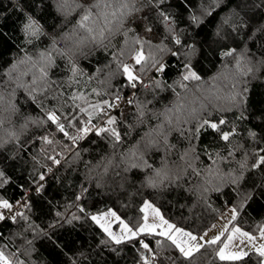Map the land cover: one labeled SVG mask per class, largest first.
<instances>
[{
	"label": "trees",
	"instance_id": "obj_1",
	"mask_svg": "<svg viewBox=\"0 0 264 264\" xmlns=\"http://www.w3.org/2000/svg\"><path fill=\"white\" fill-rule=\"evenodd\" d=\"M60 2L0 0V171L8 179L0 199L15 205L28 193L23 216L0 222V250L11 264H145L142 240L156 264H264L256 250L238 261L221 260V240L203 243L190 258L155 233L116 244L92 219L110 208L137 228L151 200L176 227L197 235L230 206L236 208L233 225L253 234L264 228V165L253 167L264 156V0H135L136 10L104 47H77L80 9L61 11ZM29 18L40 26L38 37L25 31ZM137 37L150 42L145 55L151 52L165 70L158 75L136 65L144 81L133 89L113 56L130 61L119 53ZM231 49L232 56L223 55ZM41 53L53 61L44 91ZM185 65L200 80H183ZM132 91L134 103L111 115L119 143L93 131L73 144L47 120L56 111L75 135L63 116L73 110V94L102 103ZM76 115L79 127L86 116L78 109ZM106 117L96 115L92 124L104 126ZM204 120L219 130L201 127ZM57 155L59 164L49 159Z\"/></svg>",
	"mask_w": 264,
	"mask_h": 264
},
{
	"label": "snow or ice",
	"instance_id": "obj_2",
	"mask_svg": "<svg viewBox=\"0 0 264 264\" xmlns=\"http://www.w3.org/2000/svg\"><path fill=\"white\" fill-rule=\"evenodd\" d=\"M134 2L135 0H92L89 4H82L79 3V0H61L60 2V9L61 11H64L65 9L68 12L75 11L76 9H80V16L76 24V28L79 30V33H83L81 35L80 39L76 42L77 47L81 45H88L92 44L97 47H104L105 41H108L110 37L114 36L117 32L120 31L125 18L130 15V13L136 9H134ZM115 5V6H114ZM206 14L211 15V10H205ZM164 19L167 21L169 17L165 16ZM192 21L195 24L201 23V20L199 17L193 16ZM171 30V29H170ZM25 31L29 36L38 37L40 35V26L39 24L29 18L28 23L25 25ZM147 31H151V29H147ZM145 43H148L150 45V42L144 41L140 39L139 37L134 38L133 40L126 41V44L128 46L127 53L124 49H122L119 53V56H124L125 54L129 55L131 59L134 60V64H127L122 63L120 60L117 59V57L114 55L113 59L117 62L118 68L122 71V74H124L128 81V86L135 89L137 87V83L143 84V81L141 80V77L137 74L135 70L136 65H140V71L143 72L147 68H155L157 72H163L165 70V65L161 63L160 60L156 59L155 56L149 52V54L146 56L144 51V45ZM176 44H180V40L177 38L175 40ZM235 52V49H231L223 55L225 56H232ZM173 55H176V53H173ZM53 61L51 54H40V67L38 68L39 72V80L43 82V86L40 89L41 91H44L47 89L50 81L47 80L48 76V68L51 67ZM35 66V65H34ZM187 68V73L183 75V80H200V77L196 75L195 72L191 70V67L189 65H185ZM248 71H251V69H248ZM73 76L77 73V68L73 64L72 68ZM36 79L33 80V83H36ZM157 87H159V81L155 82ZM182 87H185V85H181ZM93 92H96L95 89H93ZM97 95H100L101 93L96 92ZM120 96L117 95L114 97L112 101L104 100L102 103H91L88 102L84 96L83 93H80L79 95L73 94L72 95V101H73V110L67 114H63L64 120L67 121V127L69 128H75L76 134L70 135L69 132L66 129L65 123L61 122V116L57 115L56 111H49L47 113V120L54 123L57 127V129L63 133L65 137H67L69 140L75 144L77 140L84 139L90 132H95L96 135L101 136L104 134H107L110 136L114 143H119L121 141V135L119 131L112 127L116 123V118L108 116V112L106 109H111L116 106V102L120 100ZM77 100H80L87 104L86 107H82L81 104L75 103ZM129 104L133 103L132 100L128 101ZM106 106V107H105ZM79 110V113L84 114L86 116V119L84 122L79 126L76 127L77 122H79L80 117L76 115V110ZM104 115L108 116V118L104 121V126L97 127L96 125L92 124V119L96 115ZM143 113H141L142 115ZM220 124L225 123L223 119L219 121ZM207 124L213 129L219 130L218 124L210 123L207 120H204L201 127ZM14 135V134H13ZM254 135V134H253ZM230 133H223L222 138L227 141L229 140ZM43 140L48 143L52 144L53 141L48 139V137H43ZM154 145V142H152ZM264 151V150H262ZM133 159L137 158V155L135 152L130 154ZM142 160V156L138 157ZM55 164H59L60 161L56 159L55 156L49 157ZM261 165H264V156L258 157V162L253 164V167H260ZM132 167H137L138 165L133 163L131 165ZM150 167V165H149ZM241 167L243 168L244 165L242 164ZM50 171V169H49ZM157 175L159 176L160 173L157 172ZM44 175L40 174L39 180H44ZM166 178V177H165ZM235 182V181H233ZM8 183V179L5 177V174L0 171V187H3L5 184ZM162 183V181H161ZM149 184L152 187H157V183L155 181L149 180ZM43 188V185H39L37 187L36 191L40 192ZM26 194V193H25ZM19 203V201H17ZM25 206H28L25 204ZM3 209L8 210L9 212L13 209V204L5 199H0V221L4 220L6 217L4 215ZM151 209L152 212L159 217V224H149L147 223V215L144 217V223L138 226L135 230L133 228L129 227L128 224H126L124 221H120V234L114 233L111 231L110 226H107L104 223H101V220H103L104 216H92V219L100 225V227L108 234L110 239L115 242L116 244H121L125 241H130L133 238L139 237L143 233L147 234H157L159 236L165 237L168 241H171L173 245L179 250V252L186 258H190L194 251H199L201 247H203L202 244L195 243L198 240L197 236H194L191 232H186L183 229L177 228L174 224H170L167 220L163 218L162 215H160L159 209L154 208V206L149 203L145 202L144 208L142 210ZM83 211V209H81ZM233 213V219H235L236 214V208L231 209ZM106 215H112L115 216V213H108ZM16 216H23L22 212L14 213L10 219L15 221ZM119 219V217H117ZM157 228L161 229L158 233L156 232ZM227 230V229H225ZM236 233H240L241 236L248 237L249 241H254L255 237L250 236L246 232H241L239 228L233 229L232 235H229L227 238V243L223 244V247L217 252V255L221 260H230V261H238L243 259L244 256L247 255L246 252L243 250L241 251H230L229 246L233 241V236ZM221 235L216 236L214 239L207 241L209 244H216L218 241H220ZM261 236L264 237V229L261 230ZM200 240H203V237H199ZM156 243L158 245L162 244V241L157 240ZM243 244V240L240 242ZM141 246L146 249L148 252H152V249L149 247L147 243H144L142 240L140 241ZM257 252L261 257H264V245H261L260 248L257 249ZM155 258V257H154ZM145 264H148V257H144ZM0 264H11V261L4 255L2 251H0ZM19 264H22V262H19Z\"/></svg>",
	"mask_w": 264,
	"mask_h": 264
},
{
	"label": "rangeland",
	"instance_id": "obj_3",
	"mask_svg": "<svg viewBox=\"0 0 264 264\" xmlns=\"http://www.w3.org/2000/svg\"><path fill=\"white\" fill-rule=\"evenodd\" d=\"M130 61L132 62V64H134V60L133 59H131ZM127 64H129V61L127 62ZM145 202H149V203H151L154 206V208L159 209L157 206H155L153 204V202L151 200H146ZM143 208H144V205H143ZM232 208H234V207L230 206V207L226 208L222 212L221 216L214 222V224L207 231H205L203 234L197 235V234H194V233L191 232L194 236L198 237V240L195 243H199V244L203 245V243H207V241H210V240L214 239L216 236L221 235V233H223V235L221 236V239H220L221 241H223L221 246H220V248H219V250H220L223 247V244L228 242L227 238H228L229 235H232L233 229L239 228L241 230V232H246L250 236L255 237V240L254 241H249L248 237H244V236H241L240 233H236L233 236V241H232V243L229 246V250L230 251H234V252L243 250L247 254L249 252L253 251V250H256V246H257L258 242H260V240L263 239V237L261 236V233H257V234L249 233V232L243 230V228H241L239 226H236V225H233L234 219H233V213L231 211ZM159 212H160V215H162V212H161L160 209H159ZM108 213H115V216L106 215ZM144 213H145V215H147V223H149V224H159V222H160L159 221V217L156 216L152 212L151 209L144 210ZM145 215H144V217H145ZM94 216H104L105 218L103 220H101V223H104L107 226H110L111 231H113L114 233H117V234H120V221H124L126 224H128L129 227L133 228V230L136 229V227H133L127 221H125L119 215V213L116 210H114V209H110L109 208V210H106V211L101 212V213H97ZM235 216H236V214H235ZM5 217H6V215H5ZM117 217H119V219H117ZM163 218L165 220H167L170 224H173L172 222H170L165 217H163ZM143 223H144V221H143ZM177 228H179V227H177ZM180 229H183V228H180ZM225 229H227V230H225ZM160 230L161 229L157 228L156 232L158 233ZM183 230L186 231V232H190V231H188L186 229H183ZM199 237H203V240H200ZM241 240H243V244L240 243ZM152 256H151V259L153 258ZM153 260H154V258H153ZM154 262L156 264V261H154Z\"/></svg>",
	"mask_w": 264,
	"mask_h": 264
},
{
	"label": "built area",
	"instance_id": "obj_4",
	"mask_svg": "<svg viewBox=\"0 0 264 264\" xmlns=\"http://www.w3.org/2000/svg\"><path fill=\"white\" fill-rule=\"evenodd\" d=\"M132 62L129 61V64H131ZM158 75L162 74V72H157ZM142 81H144V79H141ZM141 85V83H137V87H139ZM119 96L121 97L119 101L116 102V106L111 108V109H106L108 112V116H111L116 110H119L120 107H122L123 105H130L128 103L129 100H132L133 103L135 101L134 99V92H130V93H121L119 94ZM131 103V104H133ZM106 107V106H105ZM108 116L101 122V124L104 125V121L108 118ZM78 141V140H77ZM76 141V142H77ZM61 155H57V159L60 161L61 160ZM27 197H28V193H26L25 195H23V197L21 198V200L19 201V203H16L15 205H13V209L11 212H9L6 209H3L2 211L4 212V215H6V217H11L14 213L17 212H22L25 210V204L27 203ZM154 256L153 252H148L147 250H145V257H148V264H155L153 258L151 259V256Z\"/></svg>",
	"mask_w": 264,
	"mask_h": 264
},
{
	"label": "crops",
	"instance_id": "obj_5",
	"mask_svg": "<svg viewBox=\"0 0 264 264\" xmlns=\"http://www.w3.org/2000/svg\"><path fill=\"white\" fill-rule=\"evenodd\" d=\"M259 233H261V231ZM261 245H264V237H263V239L260 240V242H258V244L256 246V252H257V249L260 248Z\"/></svg>",
	"mask_w": 264,
	"mask_h": 264
}]
</instances>
